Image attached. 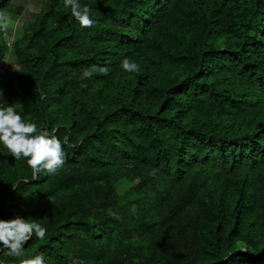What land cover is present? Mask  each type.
Listing matches in <instances>:
<instances>
[{
    "label": "trees",
    "instance_id": "trees-1",
    "mask_svg": "<svg viewBox=\"0 0 264 264\" xmlns=\"http://www.w3.org/2000/svg\"><path fill=\"white\" fill-rule=\"evenodd\" d=\"M64 3L0 0V107L68 141L35 178L0 144V219L46 217L25 256L264 264V0H79L91 28Z\"/></svg>",
    "mask_w": 264,
    "mask_h": 264
},
{
    "label": "clouds",
    "instance_id": "clouds-1",
    "mask_svg": "<svg viewBox=\"0 0 264 264\" xmlns=\"http://www.w3.org/2000/svg\"><path fill=\"white\" fill-rule=\"evenodd\" d=\"M64 6L65 8L70 7L71 15L82 28L94 26L95 21L90 16L89 6L81 5L79 0H65ZM9 21L8 15L0 13V29L6 32ZM121 67L129 73L139 71V65L127 57L121 61ZM97 71L103 75L109 74L108 67L92 65L83 71L81 80L91 79ZM81 87L86 88L87 85L81 84ZM2 95L0 91V97ZM22 107L19 103L0 107V144L11 153L15 160L26 158L34 178L41 172L55 174L66 163V153L62 143L66 144L67 138L62 142L57 135H50L47 129L38 127L35 122L25 121L17 111ZM45 219L46 217L39 220L24 219L20 216L9 220L0 219V251L16 257L18 264H45L46 257L43 253L31 257H26L24 254L25 245L33 236L39 240L46 237ZM241 251L246 252L247 249H241ZM73 264L76 262L74 261Z\"/></svg>",
    "mask_w": 264,
    "mask_h": 264
},
{
    "label": "rangeland",
    "instance_id": "rangeland-1",
    "mask_svg": "<svg viewBox=\"0 0 264 264\" xmlns=\"http://www.w3.org/2000/svg\"><path fill=\"white\" fill-rule=\"evenodd\" d=\"M28 9L30 10V6H28ZM31 11V10H30ZM34 16V12H22L20 15H18V21H15L14 24H13V29L14 27L16 26H21V22L22 20H31V18ZM13 29L11 28L12 32H13ZM1 67H4V71L2 73V76H5L7 77L8 79H13V76H12V66L10 64H7L5 61L2 62L1 64ZM7 73H8V76H7ZM10 74V75H9Z\"/></svg>",
    "mask_w": 264,
    "mask_h": 264
}]
</instances>
